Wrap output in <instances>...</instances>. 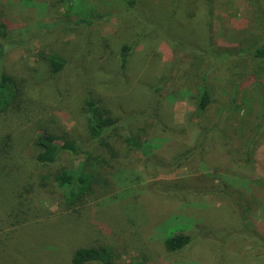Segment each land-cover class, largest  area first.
<instances>
[{
	"label": "rangeland",
	"instance_id": "obj_1",
	"mask_svg": "<svg viewBox=\"0 0 264 264\" xmlns=\"http://www.w3.org/2000/svg\"><path fill=\"white\" fill-rule=\"evenodd\" d=\"M263 42L264 0H137L136 13L125 0H0L3 64L22 91L16 112H0V133H12L19 152L42 131L79 150L57 166H27L26 204L0 199V221L27 219L0 232V264H72L79 247L108 248L114 264H264V60L205 55ZM130 43L122 67L121 48ZM52 55L66 61L60 72ZM212 62V102L200 121L187 112L196 111L192 95ZM87 101L118 119L107 140L146 181L113 202L114 179L90 164L91 191L67 207L56 168H78L90 151L109 155L90 132ZM128 135L144 148L156 144V157L170 164H145L141 150L129 152ZM170 180L198 188L151 184ZM171 233L191 242L170 251Z\"/></svg>",
	"mask_w": 264,
	"mask_h": 264
},
{
	"label": "trees",
	"instance_id": "obj_2",
	"mask_svg": "<svg viewBox=\"0 0 264 264\" xmlns=\"http://www.w3.org/2000/svg\"><path fill=\"white\" fill-rule=\"evenodd\" d=\"M127 3L128 10H133L136 13L137 0H125ZM83 20L89 21L87 18ZM0 44V112H16L14 107L18 108L22 91L19 88L18 79L10 75L5 71L3 64L5 59V49ZM132 49V44H125L121 48L120 60L121 66L125 67L128 62V56ZM237 54L243 58V55L249 57L250 61L255 64L264 60V42L260 45H252L243 49H239L236 52H230L221 50L217 53L216 50L208 49L205 51V55H212L214 57L225 58ZM50 63L52 70L57 73L66 65V61L56 55L50 57ZM216 63L212 62L205 69V73L202 74V84L199 87V92L192 95L196 99L194 113L188 111L190 118L193 116H199L201 121L206 118V111L212 102V96L209 88V71ZM251 71L253 74L256 72L255 69ZM171 98H175L173 95ZM179 100L185 99L183 97L178 98ZM87 105L90 111V132L95 138L99 146L106 148L109 151V155L96 154L93 151L86 152V158L83 165L78 168H56L54 172V178L58 188L61 191V197L64 204L68 207L74 206L91 191V182L94 179L93 172L89 171L88 166L90 164H100L106 167L109 177L114 179V182L120 190L116 195L111 197L113 202L122 199L123 197L130 196L136 191V187L142 182L146 181L143 177L144 170L138 165L127 166L128 162L125 160L122 151L120 153L113 147L111 141L107 138L110 136L111 130L118 128L119 121L112 115H108L105 109L99 108L93 101H87ZM22 115V114H21ZM133 116V118H135ZM193 125V124H191ZM190 125V126H191ZM216 122L212 123L211 127L207 128L203 132V140H206L205 135L212 133L217 127ZM212 130V132H211ZM201 132V133H202ZM124 142L129 148V152L140 151L144 155V163L151 164V167H166L170 163L164 159L156 157L154 149L158 148L154 144L150 148H144L143 142L140 141L137 135H128ZM123 145V144H122ZM123 145V146H126ZM122 147V146H121ZM21 152V155L18 154ZM18 151L16 144L13 140V135L10 132L0 133V199L5 203L12 204L14 206H21L27 203L28 197L25 193L30 192V188L27 185L33 184L30 180L32 174L30 169L27 167L29 164L37 167H51L60 164L62 156L65 157H76L79 154L78 147L74 141L68 139L58 138L48 131H42L37 133L33 140L30 148H26L24 151ZM27 160V161H26ZM92 162H91V161ZM28 161H31L28 162ZM176 165L180 161H176ZM131 169V170H129ZM140 169V170H139ZM126 171V173H124ZM25 172V174H24ZM26 172L29 176H26ZM151 184H157V190H176L188 192L197 189V186L179 185L175 181L168 182H157L153 181ZM121 187V188H120ZM29 188V189H28ZM8 192V193H7ZM124 199V198H123ZM25 215V213H24ZM25 218H20L18 215L8 214L4 220L0 221V232L7 229H11L26 222ZM191 242V237L185 233H171L164 238V245L170 251H176L183 248L185 245ZM72 264H114L111 260V253L108 248H97V247H79L75 250L72 257ZM128 264H145L143 259L128 263Z\"/></svg>",
	"mask_w": 264,
	"mask_h": 264
}]
</instances>
